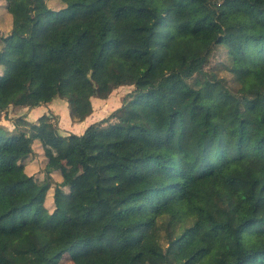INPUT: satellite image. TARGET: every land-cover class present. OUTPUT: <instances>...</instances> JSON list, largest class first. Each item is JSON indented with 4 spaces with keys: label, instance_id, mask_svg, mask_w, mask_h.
Here are the masks:
<instances>
[{
    "label": "trees",
    "instance_id": "1",
    "mask_svg": "<svg viewBox=\"0 0 264 264\" xmlns=\"http://www.w3.org/2000/svg\"><path fill=\"white\" fill-rule=\"evenodd\" d=\"M4 2L0 119L32 92L82 122L132 89L81 134L49 114L0 124V264H264V0ZM35 141L43 177L25 168ZM51 188L74 223L47 221Z\"/></svg>",
    "mask_w": 264,
    "mask_h": 264
},
{
    "label": "rangeland",
    "instance_id": "2",
    "mask_svg": "<svg viewBox=\"0 0 264 264\" xmlns=\"http://www.w3.org/2000/svg\"><path fill=\"white\" fill-rule=\"evenodd\" d=\"M4 0H0V27L2 32L7 33L10 29V19L9 17H5L6 10H5V4ZM18 14L21 18L25 19L27 14V8L20 4L18 5ZM226 53L224 50L218 51L215 58L212 59L211 67L213 71H217V67L226 61ZM209 66V67H210ZM2 68L0 67V75H2ZM220 76H223L227 79L228 83L230 85H234V81L232 80V76L227 73L226 71L221 72ZM32 89H36L34 84L30 85ZM252 89L256 88V85L254 83H251L249 85ZM132 89V86H119L115 88L107 98H92V104H93V118L92 122L100 121L101 119L107 118L113 114L114 111L119 109L122 105V100L124 95H126L130 90ZM34 92V91H33ZM36 94L35 93H27V95L24 97L25 105L22 107H10L6 111L3 112L0 124L4 126L6 129L12 131L16 127V120L19 116H24L26 120L33 122L36 121L40 116L44 114L49 115H56L60 118L61 111H62V105L58 104L53 106L54 108H51L50 105H41L34 108H30V104L35 99ZM59 100V99H55ZM62 100V99H61ZM63 101V100H62ZM63 102H66L65 100ZM66 105V104H65ZM95 107V109H94ZM66 108V107H65ZM90 116V115H89ZM86 120V119H85ZM84 120V121H85ZM117 120L116 118L113 119V121ZM73 121V120H72ZM83 122V121H82ZM65 122H60V119L58 120V124L61 128L62 134L66 135L68 132H71L70 130H67L66 126L63 124ZM79 123V122H76ZM65 127V128H64ZM33 153L24 161L26 171L29 174H33L35 176L44 174L43 167L45 165V154L43 148L35 141L33 143ZM95 163L100 165L101 167L104 166V163L101 159L95 158ZM67 166L71 169L72 173L74 175L81 176V179L86 180L90 177V173L88 170H84L80 164H79V157L77 155L72 156L67 161ZM59 174H56V178L59 179ZM54 186V184H53ZM47 205L50 208V211L52 214L47 218V221L50 223L55 222H62V223H74L75 218L70 212V203L62 197L59 193H54V189L51 188V190L48 191L47 195ZM264 229V226L261 227ZM63 264H69L68 258L64 259L62 261ZM132 264H147V262L143 260H137L136 262Z\"/></svg>",
    "mask_w": 264,
    "mask_h": 264
},
{
    "label": "crops",
    "instance_id": "3",
    "mask_svg": "<svg viewBox=\"0 0 264 264\" xmlns=\"http://www.w3.org/2000/svg\"><path fill=\"white\" fill-rule=\"evenodd\" d=\"M63 101L61 99L54 100L52 102L53 104H51L50 107L51 108H54L53 106L58 105V104H61L62 105V111L60 113L61 116L59 118L60 119V122L61 123L62 122H65L63 124L67 127L66 129L67 130H70L73 133H77V134L83 133L85 131V129L87 128V126L91 124L92 118H93L94 115L91 114L83 122H79V123L73 122L72 119H71V117H70V113H69V109H68V104H67V102H63ZM94 109H95V107H94Z\"/></svg>",
    "mask_w": 264,
    "mask_h": 264
}]
</instances>
